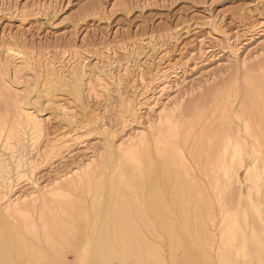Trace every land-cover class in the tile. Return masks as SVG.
<instances>
[{
  "label": "bare ground",
  "instance_id": "6f19581e",
  "mask_svg": "<svg viewBox=\"0 0 264 264\" xmlns=\"http://www.w3.org/2000/svg\"><path fill=\"white\" fill-rule=\"evenodd\" d=\"M143 43L133 42L127 50L132 56L121 74L111 65L96 68L88 86L87 61L76 51L34 59L8 44L13 61L41 65L37 81L19 94L7 85L9 66L0 61V264H264V61L242 85L212 96L217 121L208 119L195 131L197 113L177 115L176 101L161 100L168 89L164 79L180 60L170 57L166 63L161 55L136 62ZM255 51H248L241 65ZM124 77L130 79V94L122 91ZM57 90L67 91L72 103L55 102ZM113 91L121 102L116 117L122 128L135 122L146 129H135L119 143L117 129L108 130L98 163L41 186L40 167L71 152L69 142L79 136L67 131L53 136L35 103L45 93L63 120L80 116L100 130L104 116L92 98ZM22 182L34 189L19 192ZM127 193L134 194L133 201L126 200ZM83 209L96 224L73 225L75 217L85 218ZM57 230L74 251L73 262L55 255ZM59 240L56 245L64 243ZM176 250L182 251L180 259Z\"/></svg>",
  "mask_w": 264,
  "mask_h": 264
},
{
  "label": "rangeland",
  "instance_id": "374dc122",
  "mask_svg": "<svg viewBox=\"0 0 264 264\" xmlns=\"http://www.w3.org/2000/svg\"><path fill=\"white\" fill-rule=\"evenodd\" d=\"M263 22L264 0H0V61L1 66H9V71L5 70L8 72L5 75L7 85L22 94L26 85L37 81V66L41 64L37 61L28 68L20 60L13 61L6 52L8 44L19 45L34 59L60 57L63 52L73 50L87 61L88 73L84 79L88 86L89 80L95 82L96 68L111 65V70L121 74L120 69L132 56L126 55L127 50L131 49L133 42L142 39L144 48L139 50L141 55L135 58L136 62L143 63L151 56L161 55L167 59L166 63L172 58L171 62L180 60L177 69L171 68L164 79L168 89L161 100L176 101L177 115L197 113L200 118L195 131H199L206 120L217 121L211 112L215 108L212 96L242 85L246 75H254L262 69L258 64L264 61ZM148 41L150 43L145 44ZM261 45L259 52L255 51ZM250 50L256 52H253L254 58L241 65ZM133 63H129L131 68ZM128 84L130 79L124 77L122 91L126 93L128 90L130 94L132 90ZM56 92L53 95L59 105L72 103L67 91ZM101 93V97L92 98L104 116V127L100 130L83 123L80 116L71 121L63 120L57 103L50 101L45 93L35 103L42 110L53 136L60 131L79 136L69 142L73 144L71 152L65 151L40 167L36 177L41 186L53 183L65 172L98 163L108 130L117 129L119 143L135 129H146L135 122L123 129L116 117L120 98L115 91L110 95ZM33 94L32 97L36 98ZM233 101L235 107H240L239 97L233 96ZM162 105L160 103L156 110L159 111ZM2 106L0 99V113ZM143 109L141 112L145 111ZM20 187L19 192L28 193L34 189L26 182ZM127 194L126 200L133 201L134 194ZM86 211L82 210L85 218L77 216L78 220L75 217L73 225L91 227L97 223L94 216L85 215ZM61 232L57 230L52 236L55 255L58 260L73 262L74 251L67 246L68 241L58 237ZM54 237L64 243L58 245L57 242L56 245ZM178 251L175 256L180 259L182 251Z\"/></svg>",
  "mask_w": 264,
  "mask_h": 264
}]
</instances>
